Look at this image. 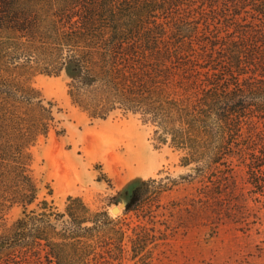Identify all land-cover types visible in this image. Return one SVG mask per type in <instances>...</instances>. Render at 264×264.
Wrapping results in <instances>:
<instances>
[{
  "label": "trees",
  "instance_id": "1",
  "mask_svg": "<svg viewBox=\"0 0 264 264\" xmlns=\"http://www.w3.org/2000/svg\"><path fill=\"white\" fill-rule=\"evenodd\" d=\"M68 65L69 97L90 118L137 117L217 193L241 155L264 205V0H0V222L21 211L0 230V264H110L163 239L129 219L153 217L180 183L170 173L116 216L74 195L61 210L37 175L35 147L67 130L33 77Z\"/></svg>",
  "mask_w": 264,
  "mask_h": 264
},
{
  "label": "rangeland",
  "instance_id": "2",
  "mask_svg": "<svg viewBox=\"0 0 264 264\" xmlns=\"http://www.w3.org/2000/svg\"><path fill=\"white\" fill-rule=\"evenodd\" d=\"M72 75L68 65L60 76L33 77L46 100L61 109L57 116L67 130L63 136L52 132L34 149L36 173L52 183L61 210L67 197L74 195L94 210H109L116 216L113 208L127 203L133 190L150 177L170 173L180 181L162 196L160 207H153V217L129 219L132 227L142 224L163 234L157 245L150 246L148 257L133 258L130 251L110 264H264V205L249 197L241 155L233 157L228 188L221 193L205 188L198 178L188 179L195 166H182L181 152L172 147L157 146L152 127L137 117L92 119L73 105L68 94ZM93 133H103L112 150L84 144L83 138ZM67 185L73 188L67 190ZM20 215V209L13 210L6 222H0V230ZM129 234L134 236L133 230Z\"/></svg>",
  "mask_w": 264,
  "mask_h": 264
},
{
  "label": "bare ground",
  "instance_id": "3",
  "mask_svg": "<svg viewBox=\"0 0 264 264\" xmlns=\"http://www.w3.org/2000/svg\"><path fill=\"white\" fill-rule=\"evenodd\" d=\"M82 141L89 147H96L99 151L105 150L106 147L109 148L108 151L112 150V145L103 133H93L90 137H84ZM71 188H73V186L67 185L66 187L67 190Z\"/></svg>",
  "mask_w": 264,
  "mask_h": 264
},
{
  "label": "water",
  "instance_id": "4",
  "mask_svg": "<svg viewBox=\"0 0 264 264\" xmlns=\"http://www.w3.org/2000/svg\"><path fill=\"white\" fill-rule=\"evenodd\" d=\"M125 207H126V203H122L120 205H117L113 208V213L114 214H120Z\"/></svg>",
  "mask_w": 264,
  "mask_h": 264
}]
</instances>
